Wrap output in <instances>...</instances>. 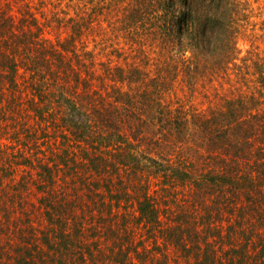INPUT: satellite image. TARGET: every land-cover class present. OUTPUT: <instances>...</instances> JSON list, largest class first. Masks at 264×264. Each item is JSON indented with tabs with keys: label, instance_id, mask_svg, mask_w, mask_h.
I'll return each mask as SVG.
<instances>
[{
	"label": "trees",
	"instance_id": "16d2710c",
	"mask_svg": "<svg viewBox=\"0 0 264 264\" xmlns=\"http://www.w3.org/2000/svg\"><path fill=\"white\" fill-rule=\"evenodd\" d=\"M4 2L0 264H264L262 1Z\"/></svg>",
	"mask_w": 264,
	"mask_h": 264
},
{
	"label": "rangeland",
	"instance_id": "374dc122",
	"mask_svg": "<svg viewBox=\"0 0 264 264\" xmlns=\"http://www.w3.org/2000/svg\"><path fill=\"white\" fill-rule=\"evenodd\" d=\"M35 1V0H32ZM56 1V0H54ZM262 2L260 4H257L256 2H253L254 7L256 8L255 11L250 15V22L247 25V30L240 33V36L238 38V46L241 49L240 56L245 53L246 49L250 47L251 43L257 44L258 51L262 54H264V8L263 12L257 11L259 10L256 6L259 5L260 7L264 6V0H261ZM2 3H5L4 0H1ZM19 2V0H18ZM17 2V3H18ZM87 2V0H61V3L59 5V8H64V13H71L70 8L73 5V3H84ZM94 2V1H93ZM12 4H15V2H12ZM7 4H5L6 6ZM87 5H90L87 3ZM15 13V10H14ZM256 36V37H255ZM255 39V40H254ZM253 41V42H252ZM93 42L91 41V45ZM126 47V45H125ZM187 53V51H186ZM228 74H233V70L228 69ZM207 78H202L199 81H197L194 84V90L192 87H189L184 81L180 84H177L176 87L172 88L174 93L172 95L174 96L175 93H180L181 89L187 90V103L190 105L192 109L202 110L205 111L206 108L209 107L211 98L213 97V94L215 93L214 90L221 86V80L215 78L216 76L211 75L206 76ZM182 79V78H181ZM239 85V83H238ZM212 88V89H211ZM192 89V90H190ZM225 89V88H224ZM226 91V90H225ZM176 187L179 190L185 189L186 187L184 184L180 181L176 185Z\"/></svg>",
	"mask_w": 264,
	"mask_h": 264
}]
</instances>
